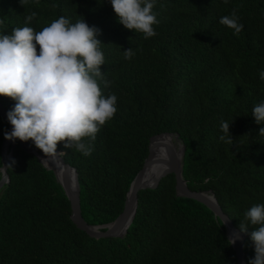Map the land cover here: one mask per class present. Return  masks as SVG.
<instances>
[{
	"label": "trees",
	"instance_id": "obj_1",
	"mask_svg": "<svg viewBox=\"0 0 264 264\" xmlns=\"http://www.w3.org/2000/svg\"><path fill=\"white\" fill-rule=\"evenodd\" d=\"M234 9L244 26L239 35L219 23ZM153 11L157 35L145 39L118 22L110 0H27L25 7L21 0H0V35L25 26L40 31L61 16L72 23L83 17L101 30V71L110 86L98 84L102 95L117 96V112L87 141L91 155L58 145L77 170L89 225L118 218L151 139L169 133L186 148L189 188L212 191L240 229L244 213L264 204V125L252 115L264 102V0H155ZM129 49L130 60L124 57ZM0 101L8 111L16 104ZM221 121L233 122L234 144L219 139ZM8 129L0 117V168ZM8 173L10 183L0 191V264H237L222 221L204 204L178 197L173 174L139 193L124 238L94 239L72 221L54 173L20 143ZM253 230L245 242L247 264L255 258Z\"/></svg>",
	"mask_w": 264,
	"mask_h": 264
},
{
	"label": "clouds",
	"instance_id": "obj_2",
	"mask_svg": "<svg viewBox=\"0 0 264 264\" xmlns=\"http://www.w3.org/2000/svg\"><path fill=\"white\" fill-rule=\"evenodd\" d=\"M110 2L118 22L126 29L142 33L145 39L157 35L154 26L160 21L153 11L155 0ZM21 4L25 7L27 0H21ZM35 16V12L26 16V23ZM238 20L234 9L219 23L239 35L244 26ZM99 35L101 30L90 27L83 17L72 23L63 16L40 31L25 26L0 35V97L16 102L8 113L13 127L5 133V139L32 141L47 158L64 155L57 151L62 142L65 148H75L85 157L91 155L87 141H94L100 128L114 117L118 99L115 94L102 95L98 84L99 79L105 87L110 86L101 71L105 57ZM133 55L132 49L124 51L125 59ZM259 77L264 81V70ZM252 115L257 124L264 125V102L253 107ZM232 123L221 121L223 134L219 139L227 144H234ZM259 136H264V127ZM224 223L223 220V226ZM249 227L254 229L251 240L255 247V258L249 264H264V204L254 205L244 213L240 230L247 234ZM239 238L233 234L228 243L234 245Z\"/></svg>",
	"mask_w": 264,
	"mask_h": 264
},
{
	"label": "water",
	"instance_id": "obj_3",
	"mask_svg": "<svg viewBox=\"0 0 264 264\" xmlns=\"http://www.w3.org/2000/svg\"><path fill=\"white\" fill-rule=\"evenodd\" d=\"M8 113L9 111L0 101V117L8 122L9 129L7 133H10L13 126L8 120ZM160 137L173 138L174 142L170 141L168 144H162L165 156L157 159L154 157V153L159 145H161V143L157 142V139ZM18 143H20L21 148L25 152L35 156L47 170L54 173L57 182L61 185L68 200L70 201L72 221L80 230L86 232L91 238H124L127 235L136 215L139 193L147 189H157L162 179L173 174L176 178L175 188L178 197L193 199L204 204L215 214L216 218L222 221V223L223 220L225 221L224 227L229 239L233 237V234H237L240 237L232 246L237 256V264H247L245 253V242L248 239L247 234L241 232V230L234 225L230 217L224 213L212 191H193L189 188L187 181L184 179L183 162L186 148L181 143L179 135L168 133L155 136L151 139L149 156L145 161L144 167L137 174L130 186L124 211L114 222L103 226L89 225L83 218L81 207V186L77 170L67 163L64 155L58 156V158H47L32 141L25 143L15 140L13 142L4 138L2 145L3 165L0 168V173L2 174L0 179V191L10 183L8 170L12 164L14 150L16 149ZM176 146H180V151H178ZM57 151L58 153L62 152L59 148H57ZM153 166H159L162 169L159 174L149 178L147 173ZM230 231L232 232V235L229 234Z\"/></svg>",
	"mask_w": 264,
	"mask_h": 264
},
{
	"label": "bare ground",
	"instance_id": "obj_4",
	"mask_svg": "<svg viewBox=\"0 0 264 264\" xmlns=\"http://www.w3.org/2000/svg\"><path fill=\"white\" fill-rule=\"evenodd\" d=\"M170 141L174 142L173 141V138H170V137H160L157 139V142L158 143H161V145H159V147L155 150V153H154V157L159 159V158H163L165 156V151L163 149V145L162 144H168ZM178 148V151H180V146H176ZM41 153H43L41 151ZM44 154V153H43ZM161 167L159 166H153L149 169L148 173H147V176L149 178L151 177H154L156 176L157 174H159V172L161 171ZM230 235H232V232L230 231L229 232Z\"/></svg>",
	"mask_w": 264,
	"mask_h": 264
}]
</instances>
